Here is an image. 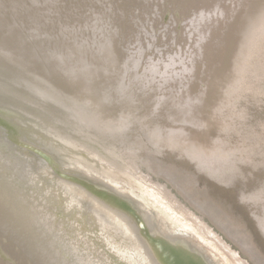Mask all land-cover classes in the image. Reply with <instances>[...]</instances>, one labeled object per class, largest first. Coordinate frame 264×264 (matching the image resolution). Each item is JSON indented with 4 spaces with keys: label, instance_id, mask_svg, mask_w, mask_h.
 Returning a JSON list of instances; mask_svg holds the SVG:
<instances>
[{
    "label": "bare ground",
    "instance_id": "obj_1",
    "mask_svg": "<svg viewBox=\"0 0 264 264\" xmlns=\"http://www.w3.org/2000/svg\"><path fill=\"white\" fill-rule=\"evenodd\" d=\"M118 3L115 7L106 4L114 10L104 11L106 15L100 17L92 11L87 14L85 8L70 12L41 10L55 13L46 19L65 26L59 34V45L56 42L60 47L54 54L56 65L40 63L49 51L43 56L40 52V57L37 46L36 57L29 54L39 62L30 66L37 74L36 87L48 86L60 98L64 97L59 91L62 87L70 99H77L74 92L61 86L74 83L83 90V94H76L81 96L78 99L82 105L89 106L84 109L86 114L112 111L115 116L126 117L121 124H103L114 119L112 116L94 120L107 126L105 132L137 138L139 146L127 143L114 148L120 154L128 150L157 176H170L197 210L237 240L255 264H264V255L250 232L236 225L205 195L200 196L197 187L203 179L205 185L210 183L222 194L239 193L264 235V85L260 84L264 80V1L251 13L245 10L246 0ZM8 12L3 13L4 19ZM11 30L21 33L24 40L40 41L39 35L34 40L21 25ZM7 46L0 42V49ZM57 62L67 63L63 66ZM53 72L58 79L47 77ZM122 99L128 112L121 110L120 104L114 106ZM102 102L108 106H99ZM5 108L0 105V112L7 113ZM149 113L152 119L146 124ZM5 117L10 124L18 120L22 135L23 128L47 136L52 131L23 113H7ZM54 139L74 152V159L88 170L80 172L88 178L99 173L110 187L125 194L117 197L112 189L95 183L98 179L81 178L71 184L67 178L50 174L46 159L35 158L37 170L25 187L6 180L7 170L0 167V185L27 206L16 202L19 210L36 218L32 210L43 221L42 231L50 232L51 241L70 258L68 264H130L124 258L126 254L136 264H153L144 239L151 231L143 225L149 215L156 216L164 238L169 241L188 235L187 243L214 264H248L200 216L169 195L162 183L140 173L129 158L123 161L129 173H117L105 169L106 160L81 153L72 140L56 134ZM150 143L158 153L177 157L179 164L150 156ZM139 204H144V209Z\"/></svg>",
    "mask_w": 264,
    "mask_h": 264
},
{
    "label": "water",
    "instance_id": "obj_2",
    "mask_svg": "<svg viewBox=\"0 0 264 264\" xmlns=\"http://www.w3.org/2000/svg\"><path fill=\"white\" fill-rule=\"evenodd\" d=\"M73 1V3H70L71 0H0V32H2L0 33V42L8 44L7 47L0 49V57L6 61L0 59V105L6 107L7 113H17V115L23 113L39 122L40 125L45 124L52 130L49 134L50 136H47L39 130H29V132H25L24 128H21L22 132L25 133V135H22L20 131L21 126L17 118L12 117V119L16 118L15 120H17L13 121V124L7 123L5 120L6 117H8H5L7 113L5 111L0 112V162L2 165L0 167L4 171L7 170V175L4 173V177L9 182L13 181L22 187L27 186V183H30L34 171L37 170L35 158H41L44 161L46 159L48 163H50L48 166L50 174L67 178L68 182L71 184H73V181L81 180V178H86L91 181L98 179L95 180V183L112 189V193L117 197L125 196L124 193L121 194L118 192L119 190L110 187V182H106V180L99 178L102 177L101 174L93 172L97 178H88L86 174L80 172V170H88L84 164L74 159V152H70V149H67L60 145L59 142L55 141L54 138L56 134L65 140H72L75 143L74 147L82 150L81 153L95 156L99 161L106 160L107 167H105V169L109 168L117 173H129L126 170L127 168L123 165V161L129 158V161H133L139 168L140 173L145 174L144 170H146L151 180L157 177L166 182L167 184L164 186L170 192H167L169 195L172 194V191L168 189L170 186L181 198L187 200L179 189L174 186L175 181H173L170 176L167 174L166 178L157 176L147 168L146 163L142 162L138 157H135L128 150L124 149L120 154L117 152L116 148H114L116 146H126L128 144L131 146H139L137 138L125 137L121 136V134H118L120 136L113 135L110 130H106L105 132L107 126L103 124L110 122L121 124L126 120V117L115 116L112 111L111 113L107 110H104L107 111L106 114H86L84 109H86V106H89L86 104L82 105L78 99L81 98L78 94H83V90L80 91L78 89L79 87L74 83H71V85L69 83H63L61 86L74 92V96H76L77 99H70V94H65L61 86L59 91L64 94V97L61 96V98L58 97L56 92L50 91V87L48 86L40 85L43 88L36 87L37 81L35 76L37 74H35L36 71L34 68H30V66H33L31 65L32 62H39L36 58L32 59L29 54L36 57L34 50H36L35 48L37 46L39 49V51L36 50L38 55L42 52L43 56L49 51L46 56L47 58H40V63H47L50 67L56 65L55 62H53L55 58L54 54L60 49L59 46H56V42L59 45V34L65 26L63 22L58 23L59 26L54 20L50 19L55 13L50 15L46 12L53 10L70 12L71 10L77 11L78 9L83 10V8H85L88 10L87 14L89 11H92L95 12L94 14L97 15V17H100L103 14L106 15L104 11L109 12V9L114 10L112 7L105 6L106 4L115 7L123 3H118L119 0H92L91 2L86 0ZM103 1L106 2L103 3ZM263 1L264 0H246L245 10L247 13H251L258 9ZM136 2H139V0H136ZM68 4H71V6H68ZM100 6L103 7L102 9L104 10L100 9ZM42 9H44L46 11L45 13L48 15L42 13ZM68 9L70 10L67 11ZM8 10L10 12H8V15L4 19L3 13H7ZM183 15H185V12L182 13V17ZM9 16L15 17V20H11ZM48 16L50 18L46 19ZM111 17L112 16L109 18ZM17 21L18 23L16 24ZM20 25L23 28H27L30 37L34 40L36 39V35H39L40 41L32 42L30 40H24V38H21V33L11 30V28ZM90 26H93L92 22H90ZM7 37L10 39L6 41ZM98 39H101V37H98ZM254 40H252L251 44ZM25 42H28V44ZM30 42L36 45H30ZM53 51L54 53L52 54ZM28 58H30V61H27ZM26 62L30 63L27 64ZM59 63L57 62L58 65H60ZM66 63L62 62L61 65L65 66ZM60 70L61 68L55 69L56 73ZM53 76H56L55 72L50 73L47 77ZM56 79H58V77ZM124 101L125 99L118 100L114 102V106L120 104L121 110L127 111V107H125L127 104L123 105ZM102 104L103 105L99 106H108L107 102H102ZM99 106L96 107L99 108ZM101 107L99 110H102ZM110 116L114 119L103 121V124L96 122L98 117L103 119L107 117L110 118ZM151 119V113H149L148 117H146V124H149ZM113 127L116 128L117 126L113 125ZM144 137L147 139L146 136ZM150 147L152 148V154L150 156L153 155L161 160L170 161L171 158L173 161H179L177 157H166L163 153H158L155 151L156 146H153L151 143ZM144 152L146 153V151ZM28 154H30V156H27ZM198 185L199 182L197 187ZM0 187L4 190L2 191V189H0V264H68L70 258L56 247L54 241H51L48 236L50 232L46 230L45 232L42 231V227L45 228L43 221H41L30 209L29 210L36 218L31 217L27 213H23L21 209L19 210L16 202L22 207L27 208V206L14 192L5 189L1 185ZM172 195L178 200L174 194ZM139 206L141 209H144L143 206L145 205L139 204ZM204 216L212 226L215 225L208 216ZM241 216V219L246 223L245 228L250 232L252 238L258 235L260 241H262L264 245V235H261L262 232H260L261 230L258 228L257 224H254L246 215L242 214ZM143 225L151 230L144 239L148 245L147 250L153 260V264H214L212 261H208V259H206L207 257L202 255L199 250L194 249L187 243L186 240L188 239V235L175 237L169 241L164 238L161 235V233L164 234V232L160 230L156 216L149 215ZM219 231L222 233L224 239L226 238L224 241H229L228 243L231 248H237V250H239L237 251L239 255H244L248 258L246 259L248 264H255L249 254L240 246L241 244L239 245L236 243L237 240H233L220 229ZM260 251L264 254L262 249H260ZM124 258L130 262V264H136L130 261V255L126 254Z\"/></svg>",
    "mask_w": 264,
    "mask_h": 264
},
{
    "label": "rangeland",
    "instance_id": "obj_3",
    "mask_svg": "<svg viewBox=\"0 0 264 264\" xmlns=\"http://www.w3.org/2000/svg\"><path fill=\"white\" fill-rule=\"evenodd\" d=\"M260 84L264 85V80H261L260 81ZM263 105H264V101H263ZM170 161H173V159H170ZM173 162H175L176 164H179L178 161H175L174 160ZM144 173L147 174V171L144 170ZM154 179L157 180V181H159L163 185H166L167 184L162 179H158L157 177H155ZM205 184L203 182V179H202V181H199V185H198L199 195L200 196L205 195V197H207L206 199H208L212 203H216L218 206H220L223 209L224 214H226L230 219H232L234 222H236V225H240V226H244V227L246 226L245 225L246 223L241 219V217H242L241 215L242 214H244L247 217H249V219H251L254 224L256 223L255 222V219L252 217V215L250 214V212H248V210L245 208V206L243 204V200L242 199H239V196H240L239 193L237 194V193H234V192H225L224 194H222L219 191H217V189H215L213 186H211L210 183H207V185H205ZM250 188H252V187H250ZM168 189L170 191H172L171 193L174 194L178 198V200L182 203V205H184L192 213L196 214L197 216H200L206 222V224L209 225L219 236L223 237L222 233H220V231H219V228L217 229V227L215 225L212 226L209 223V221L207 220V218L199 210H197L192 205L191 202H189L188 200H184L183 198H181L177 194V192L175 190L173 191V188L172 187L169 186ZM252 218L254 219V221H253ZM261 235H262V233H261ZM252 239H254V243L260 249H262V251L264 252V245H263L262 241H260V238L258 237V235L255 238H252ZM234 249L236 251H239V250H237V248H234ZM241 257L243 259H245V260L248 259L244 255H241Z\"/></svg>",
    "mask_w": 264,
    "mask_h": 264
}]
</instances>
